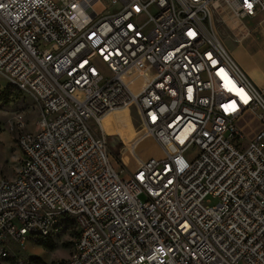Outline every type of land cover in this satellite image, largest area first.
<instances>
[{
  "label": "built area",
  "instance_id": "1",
  "mask_svg": "<svg viewBox=\"0 0 264 264\" xmlns=\"http://www.w3.org/2000/svg\"><path fill=\"white\" fill-rule=\"evenodd\" d=\"M216 1L264 13V0H0V74L39 109L0 179V262L32 264L28 239L74 230L53 264H264V87L215 33ZM131 108L126 144L102 120Z\"/></svg>",
  "mask_w": 264,
  "mask_h": 264
},
{
  "label": "rangeland",
  "instance_id": "2",
  "mask_svg": "<svg viewBox=\"0 0 264 264\" xmlns=\"http://www.w3.org/2000/svg\"><path fill=\"white\" fill-rule=\"evenodd\" d=\"M212 27L229 49L233 50L236 46L249 43V49L260 47L262 39L260 34H264V20L260 14L253 15L249 18H237L221 1L212 3ZM241 41L240 43H238ZM0 179L9 178L13 175L16 167L17 159L20 157V150L17 146V137L21 132L34 129L35 122L39 116V109L34 99L16 89L10 84L6 78L0 74ZM128 111L117 112V118L113 124V117L109 116L102 120V126L108 133H119L126 144L133 143L136 136L140 133L141 124L138 113L131 108L129 113V121L127 120ZM121 115V116H119ZM255 121L249 124V127H243L246 139L252 136ZM254 126V127H252ZM119 136H110L109 143L114 150L116 141ZM146 152V149L143 150ZM196 152L195 148L191 151ZM211 200V203H215ZM35 236L27 240L24 250H22L21 258L39 257L46 264H53L56 260L66 258L72 245L65 244L73 241V236L69 232H65L58 239L53 240L55 247L52 250L43 249L35 242ZM0 264H11L10 260L1 261Z\"/></svg>",
  "mask_w": 264,
  "mask_h": 264
},
{
  "label": "crops",
  "instance_id": "3",
  "mask_svg": "<svg viewBox=\"0 0 264 264\" xmlns=\"http://www.w3.org/2000/svg\"><path fill=\"white\" fill-rule=\"evenodd\" d=\"M258 14V13H257ZM262 20H264V13H259ZM233 16V15H232ZM234 17V16H233ZM237 20L240 18L246 17H236ZM249 18V16H247ZM260 39L262 43L260 47L249 49V43L246 45L242 44L243 42L239 41L240 45L236 46L235 49H231V53L234 58L237 60L239 65L251 78V80L258 86L264 87V34H260ZM117 113L113 114L117 118ZM112 116V115H109ZM108 116V117H109ZM121 116V115H119ZM106 118V117H105ZM127 120L129 121V113L127 112Z\"/></svg>",
  "mask_w": 264,
  "mask_h": 264
},
{
  "label": "trees",
  "instance_id": "4",
  "mask_svg": "<svg viewBox=\"0 0 264 264\" xmlns=\"http://www.w3.org/2000/svg\"><path fill=\"white\" fill-rule=\"evenodd\" d=\"M2 93H0V100ZM69 233H71L72 236L75 235L74 230H71ZM35 242L41 246L43 249L46 250H52L55 247L54 241L51 238H36ZM65 244H71V242L65 243ZM32 264H46L42 259L39 257H30L29 258ZM8 260H10L11 264H14V258L10 257Z\"/></svg>",
  "mask_w": 264,
  "mask_h": 264
},
{
  "label": "snow or ice",
  "instance_id": "5",
  "mask_svg": "<svg viewBox=\"0 0 264 264\" xmlns=\"http://www.w3.org/2000/svg\"><path fill=\"white\" fill-rule=\"evenodd\" d=\"M245 102H247V101H246V98H245Z\"/></svg>",
  "mask_w": 264,
  "mask_h": 264
}]
</instances>
